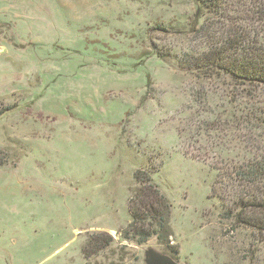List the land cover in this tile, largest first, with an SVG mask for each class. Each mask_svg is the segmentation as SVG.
Instances as JSON below:
<instances>
[{
    "label": "rangeland",
    "instance_id": "rangeland-1",
    "mask_svg": "<svg viewBox=\"0 0 264 264\" xmlns=\"http://www.w3.org/2000/svg\"><path fill=\"white\" fill-rule=\"evenodd\" d=\"M244 7L242 24L264 33ZM196 13L194 0H0V264H144L147 250L169 256L155 238L122 239L134 175L144 170L168 201L175 262L264 264V236L233 230L221 216L232 191L217 184V163L195 158L198 122L232 113L228 88L197 84L175 59L145 58L189 47L192 36L150 29L190 30ZM205 17L198 23L208 30ZM239 92V105L253 103ZM98 233L112 243L86 259Z\"/></svg>",
    "mask_w": 264,
    "mask_h": 264
},
{
    "label": "trees",
    "instance_id": "trees-1",
    "mask_svg": "<svg viewBox=\"0 0 264 264\" xmlns=\"http://www.w3.org/2000/svg\"><path fill=\"white\" fill-rule=\"evenodd\" d=\"M227 1L194 0L197 20L187 31H177L173 25L156 24L150 31L157 29L181 35V38L192 36V43L170 55L157 52L145 58L154 56L164 65L175 59L177 68L190 73L197 84L219 81L228 88L225 96L229 107L234 103L232 113L225 120L198 122L193 132L194 145H200L195 158L215 161L217 164L211 169L216 172L217 184L231 188L232 194L222 200L225 206L222 218L233 225V230L253 231L259 239L264 236V33L242 24L239 6L241 1H246L249 7L243 10L247 16H253L256 26H264V0H232L238 4L233 10L227 7ZM203 16L210 18L208 30L203 23H198ZM234 91H241L245 101L253 103L239 105L238 94H232ZM203 94L194 97L196 104L204 102ZM206 139L212 143L201 147ZM134 181L138 188L129 200L131 222L122 239L142 245L155 238L171 258L178 260V248L169 242L172 233L167 224L168 201L153 183L149 171L136 172ZM112 240L107 233L89 237L83 250L85 258L96 255Z\"/></svg>",
    "mask_w": 264,
    "mask_h": 264
},
{
    "label": "water",
    "instance_id": "water-1",
    "mask_svg": "<svg viewBox=\"0 0 264 264\" xmlns=\"http://www.w3.org/2000/svg\"><path fill=\"white\" fill-rule=\"evenodd\" d=\"M144 264H178L169 256H165L154 250H147L144 255Z\"/></svg>",
    "mask_w": 264,
    "mask_h": 264
}]
</instances>
